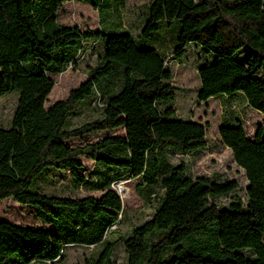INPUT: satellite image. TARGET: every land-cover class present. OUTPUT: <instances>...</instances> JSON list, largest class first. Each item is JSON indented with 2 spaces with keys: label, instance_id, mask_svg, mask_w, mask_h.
Returning <instances> with one entry per match:
<instances>
[{
  "label": "trees",
  "instance_id": "16d2710c",
  "mask_svg": "<svg viewBox=\"0 0 264 264\" xmlns=\"http://www.w3.org/2000/svg\"><path fill=\"white\" fill-rule=\"evenodd\" d=\"M71 0H0V96L17 93L10 126L0 127V200L13 198L36 211L44 227L0 219V264H53L69 245L103 249L85 264H110L123 202L114 185L138 180L156 205L124 239L126 264H264V129L246 136L240 121L219 126L247 179L246 199L234 180L192 177L169 152L206 146L208 122L175 116L170 58L189 47L210 57L197 69L199 101L241 93L264 115V0H151L134 36L124 29V0H75L91 5L109 29L82 30L58 21ZM163 32L170 34L163 46ZM103 50L88 77L48 107L52 75L82 59L91 44ZM157 44V45H156ZM94 104V106H91ZM98 116L78 125L76 109ZM121 128L122 134L73 145L71 140ZM95 167L81 176L78 159ZM66 171L76 185L103 191L69 197L36 190L39 178Z\"/></svg>",
  "mask_w": 264,
  "mask_h": 264
},
{
  "label": "rangeland",
  "instance_id": "374dc122",
  "mask_svg": "<svg viewBox=\"0 0 264 264\" xmlns=\"http://www.w3.org/2000/svg\"><path fill=\"white\" fill-rule=\"evenodd\" d=\"M151 0H124L120 6V13L124 29L129 30L134 36L137 35L143 19L145 18ZM58 21L65 25H76L82 30H96L100 28L109 29L107 20L103 16L98 17L97 11L89 4L71 0L64 2L58 10ZM163 46L169 44L170 34L163 32ZM88 51L76 65L69 66L65 71L52 75L54 86L47 97L45 106L48 107L57 100L65 99L70 90L79 86L88 77V71L98 62L103 50L101 41L90 39L87 41ZM157 45V44H156ZM210 57L197 48L189 47L184 57L179 61L174 58L168 60V67L172 71L170 84L175 90V100L172 105L175 109V116L181 119H192L201 123L208 122L206 130L205 148L191 152L180 153L169 152L172 163L183 162L187 165L188 172L192 177L227 178L234 180L238 188L235 193L221 196L222 204L232 200L233 194L242 200L246 199L245 189L247 179L244 170L239 167L228 147L220 140L219 126L222 123H234L240 121L245 130L246 136L250 139L255 137L259 126L264 129V115L248 106L241 93L232 96L220 95L211 97L206 101H199L197 93L200 87V80L197 69L208 61ZM17 102V93L8 92L0 96V127H9ZM91 106H94L92 104ZM91 106L76 109L77 114L70 118L71 125H78L98 116V111ZM123 129L118 128L108 131H100L86 135L83 139H73V145L94 142L108 135L122 134ZM82 167L78 169L81 176L94 178L92 173L95 164L85 157L78 158ZM123 202V212L115 229L109 232L106 240L114 243V250L110 264H126L127 252L124 246V239L131 228L149 219L153 208L156 205V197L150 194L149 199L139 191L138 180L130 179L114 185ZM36 190L47 194H55L69 197H83L86 195L100 196L103 191L93 189L87 185H76L71 175L66 171L49 172L47 178H39L36 183ZM0 219L20 225L44 227L33 207L16 202L13 198L0 200ZM103 249V245L82 246L69 245L64 248L60 259L53 264H85L87 260L97 256Z\"/></svg>",
  "mask_w": 264,
  "mask_h": 264
},
{
  "label": "built area",
  "instance_id": "2783aa9c",
  "mask_svg": "<svg viewBox=\"0 0 264 264\" xmlns=\"http://www.w3.org/2000/svg\"><path fill=\"white\" fill-rule=\"evenodd\" d=\"M118 184V183H117ZM117 225H113L110 229L113 230L116 228Z\"/></svg>",
  "mask_w": 264,
  "mask_h": 264
}]
</instances>
